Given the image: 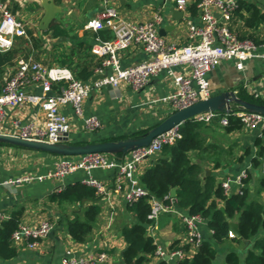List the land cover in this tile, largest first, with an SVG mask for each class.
<instances>
[{
  "label": "crops",
  "instance_id": "crops-1",
  "mask_svg": "<svg viewBox=\"0 0 264 264\" xmlns=\"http://www.w3.org/2000/svg\"><path fill=\"white\" fill-rule=\"evenodd\" d=\"M0 1L12 15L25 25V36L14 39L11 48L13 56L10 62L6 59L8 51L5 52L4 59L6 63L0 67L2 69L0 88L5 79L13 74L20 60L30 59L47 68L63 67L60 57L68 53L72 46V37H75L76 42L83 41L91 46L89 53L93 58L90 59L83 52L81 54L84 57L82 61L86 60L88 64H95L100 59L92 51V46L96 40L91 36L94 32L86 30L84 27L88 21L96 18L103 9L101 0ZM253 1L264 9V0ZM195 2L197 0H187L186 10ZM109 5L117 8L122 19L133 22L151 21L153 16L159 13L163 20L158 26V31L160 29L164 30V35L160 36L168 43L177 46L186 44L187 31L183 16L180 21H176L172 17V11H177L175 0H109ZM47 7H51L54 17L46 30H40L38 26L46 13ZM187 14H189L188 10ZM197 16L198 10L196 15L190 17L196 20ZM54 25L65 31L67 33L66 37H53L50 28ZM144 59H146L145 53L137 46H131L122 51L120 56L123 67L136 64ZM175 69L177 72H184L183 68L176 67ZM93 77L97 76L94 74ZM207 77L212 96L226 91H233L237 94L239 89L242 88L248 95L257 94V98L264 100V62L261 60L252 59L245 62L244 69L241 71L236 70L232 62H221L208 73ZM173 91L172 83L164 72L150 79L142 89L136 91L127 85H122L118 89L104 87L92 91L82 104L83 117L97 118L101 127L93 132L86 130L82 120L75 117L70 107H65L62 111L70 121L67 143L102 142L112 138L128 137L140 130L152 128L172 113L173 110L166 99ZM29 92L40 94V89L30 87ZM43 122V113L37 103L28 101L18 108L6 111L4 119L0 121V134L16 133L18 127L22 125L33 123L35 126H41ZM210 129H215L216 134L208 133L206 142L210 144L209 148L201 155L200 159L197 158L195 153L191 154V158L195 162L201 163L202 172L204 169H208L210 171L209 175H213L216 182L220 184L226 177L233 178L243 169H251V158L256 156L258 150L262 148V154L259 157L261 167L258 170H252V186H254L258 177L264 175V131H260L258 128H242L240 131L225 134L221 128H216L213 124H211ZM256 142H259L260 147L256 146ZM247 150H249L250 156H244V160L237 163L236 159L243 156ZM28 152L37 154V158L46 173L53 171L56 162L60 159L70 158L76 160L79 158L60 157L21 147L0 145V214L5 219L9 211L16 207H23L21 223L37 224L42 220H49L52 225L51 232L38 243L36 248L29 249L20 246L18 255L14 259L6 262L0 260V264L15 262L60 264V259L66 252H70L74 256L89 253L96 255L104 252L107 254V259L98 264H124L121 254L125 244L120 236L119 226L127 219L125 218L126 204L120 196L112 199L113 207L111 209L99 197L98 203L101 212L90 239L84 243L74 242L67 233L66 220L73 218V211H76L77 205H66L65 210H62L48 203L45 199L50 193L62 189L66 185L77 182L83 183V180L87 178L84 171H77L63 178L47 179L18 186L1 184L7 179L32 173L30 167L32 164L30 163L25 167L19 166L20 163L17 166L19 159L25 161V159L28 160V157L32 156ZM214 155L219 158L216 168H214ZM148 161L143 162V168L147 167ZM90 175L97 180L106 182L109 186L113 185L115 179V171L113 170L93 169ZM186 215V210L175 207L173 211L161 214L155 225L149 227L147 233L153 238L156 249L168 252L182 245L185 235L182 217ZM198 231L203 239L210 238L211 231L205 221L200 223ZM216 248L219 252L216 264H219L223 260L224 250L221 246ZM161 260L163 259L154 254L148 264H158ZM173 260L166 259L165 261L168 264H175Z\"/></svg>",
  "mask_w": 264,
  "mask_h": 264
},
{
  "label": "built area",
  "instance_id": "built-area-1",
  "mask_svg": "<svg viewBox=\"0 0 264 264\" xmlns=\"http://www.w3.org/2000/svg\"><path fill=\"white\" fill-rule=\"evenodd\" d=\"M103 9L96 18L91 19L84 29L93 32L108 29L112 33L110 40L96 39L92 51L101 59L100 67L94 74L95 80L80 81L63 67L47 68L32 60H20L13 74L5 79L0 88V121L6 111L20 107L25 102L37 103L43 113L44 122L41 126L33 123L18 127L16 133L7 134L25 140L41 141L56 144L67 139L70 132V121L63 113V108L70 107L75 117L83 122L88 131H96L101 127L95 117H83L82 104L92 91L107 87L118 89L127 85L133 90L142 89L150 79L165 73L174 88L167 101L173 111L187 108L194 103L211 97L208 73L221 62H232L236 70L244 69L245 62L258 59L264 62V43L256 45L249 39H238L228 27L234 11L238 8V0H197L198 16L195 20L187 14V0H175L176 9L183 14L187 31L185 45L177 46L168 43L158 33V26L163 20L156 13L151 21L133 22L122 19L116 7L109 5V0H101ZM24 23L8 11L0 1V51L11 50L16 37L25 36ZM131 46L140 47L146 59L128 67L120 62L121 52ZM176 67L184 69L177 72ZM59 82L64 85L53 90ZM30 87L40 89V94L29 92ZM257 98V94H253ZM230 117L237 118L243 128L264 131V116L238 109L225 112H205L192 117L194 122L210 123L218 119L220 126L225 127ZM180 126L158 135L147 146L128 151L121 157L105 153H92L79 156L78 159L63 158L56 162L53 171L45 175H30L7 179L1 184L18 186L31 182H41L47 179L63 178L77 171H84L87 178L83 183L94 188L110 209L112 199L120 196L125 204L136 202L149 195L140 184L139 175L142 164L150 157L157 155L162 146L173 144L180 138ZM142 166V167H141ZM93 169L115 171L113 185L97 180L90 175ZM246 177L243 169L233 178L226 177L220 185L226 195L232 192L241 193L242 180ZM233 185V186H232ZM235 187V188H233ZM164 201L151 200L147 219L153 227L159 216L173 211L176 201L170 195L164 196ZM4 217L0 214V220ZM204 220L199 215L182 217L185 235L182 245H189L190 252H194L203 240L198 226ZM149 229V228H148ZM52 230L49 220H42L37 224L20 223L11 234V242L15 246L36 248ZM230 238H233L230 232ZM155 255L163 260L174 259V263L183 259L185 253L181 249L164 252L156 249ZM107 259L104 252L93 255L91 253L74 256L66 252L60 259V264H98ZM12 264H25L15 262ZM168 264V263H167Z\"/></svg>",
  "mask_w": 264,
  "mask_h": 264
},
{
  "label": "trees",
  "instance_id": "trees-1",
  "mask_svg": "<svg viewBox=\"0 0 264 264\" xmlns=\"http://www.w3.org/2000/svg\"><path fill=\"white\" fill-rule=\"evenodd\" d=\"M196 4L188 7L190 15H196ZM229 30L238 39H249L256 45L264 43V9L253 0H238V8L232 14L228 24ZM52 36L55 38L66 37L67 33L58 26H51ZM93 39L110 40L112 33L108 29L92 33ZM72 46L68 53L61 55L62 66L68 69L73 77L80 81H88L94 75V70L100 67L101 59L95 64H88L81 56L84 52L90 59V45L83 41H75L72 37ZM12 51L7 53L10 62ZM76 60V61H75ZM0 73L2 69L0 68ZM64 85L59 82L53 86L56 90ZM237 97L257 105H264V100L248 95L242 88L237 92ZM231 110H236V105L231 104ZM211 124L221 128L225 134L240 131L243 126L234 117H230L227 126L222 127L218 119L210 123L194 122L188 120L179 127L180 138L173 144L163 145L160 152L150 157L149 164L144 167L139 175L140 184L148 191L149 195L136 202L126 204L125 218L120 226L119 233L125 244L121 254L124 264H148L156 251L153 238L147 230L152 222L147 219L150 211L151 200L164 201V196L170 195L175 189V207L186 210L187 215H199L211 231L210 238L203 239L198 248L191 253L189 245H181L185 256L178 264H216L219 252L217 246L224 250L223 260L219 264H264V175L258 177L254 186L252 170L260 166L258 154L251 158V169H246V177L242 180L241 193H224L223 188L216 182L213 175L201 181V163L195 162L191 154H196L200 159L207 151L208 133L216 134L215 129H210ZM150 128L140 130L128 137L112 138L104 141H118L127 138H138ZM78 143L76 145H83ZM0 145H7L0 143ZM256 146L260 147L259 142ZM29 150V149H27ZM33 151V150H32ZM123 154H115L121 157ZM215 156V155H214ZM244 156H250L249 150L236 159L241 163ZM218 156L214 158L215 167L218 165ZM46 201L60 209L66 205H77L73 211V218L66 220L67 233L76 243H84L90 239L98 216L101 212L98 203L99 197L94 188L84 183H74L56 190L46 196ZM221 203V205H219ZM23 207H16L9 211L7 218L0 220V260L10 261L18 255L19 247L11 242V234L21 223ZM65 210V209H64ZM229 221L237 224L239 237L230 238ZM158 264H167L161 260Z\"/></svg>",
  "mask_w": 264,
  "mask_h": 264
},
{
  "label": "water",
  "instance_id": "water-1",
  "mask_svg": "<svg viewBox=\"0 0 264 264\" xmlns=\"http://www.w3.org/2000/svg\"><path fill=\"white\" fill-rule=\"evenodd\" d=\"M183 16L181 11H172V17L176 21H180ZM54 17L51 7L46 8V13L42 17L38 28L40 30H46ZM159 35H164V30L158 31ZM5 52L0 51V67L4 66L6 61L4 59ZM93 77L92 80H95ZM231 104L236 105L238 109L246 112L256 113L264 116V105H257L247 101H244L237 97L233 91H226L218 95H213L205 100H200L193 105L181 109L172 111V113L163 121L150 128L145 134L138 138H127L118 141H104L88 143L83 145L69 144L64 139L60 143L49 144L41 141L25 140L15 136L0 134V143H4L10 146L21 147L33 151H39L49 155H57L60 157H79L92 153H105L115 155L118 153L126 154L135 148L147 146L152 139L158 135L172 129L175 126H180L192 117L205 113V112H225L231 109ZM210 174L208 169H204L201 177L202 183L206 176ZM170 196L175 197V189H171ZM229 232L232 237H239L237 224L229 221Z\"/></svg>",
  "mask_w": 264,
  "mask_h": 264
},
{
  "label": "rangeland",
  "instance_id": "rangeland-1",
  "mask_svg": "<svg viewBox=\"0 0 264 264\" xmlns=\"http://www.w3.org/2000/svg\"><path fill=\"white\" fill-rule=\"evenodd\" d=\"M28 153H31L30 155H32V156L31 157H28V160L25 159V161H23L22 159H19L18 162H17V166L20 163L19 166H24L25 167L26 165L28 166L29 163H30V164H32L30 166L32 168V173L30 175H45L46 174V171H44L45 169L41 166V162L37 158V154L35 152H28Z\"/></svg>",
  "mask_w": 264,
  "mask_h": 264
}]
</instances>
